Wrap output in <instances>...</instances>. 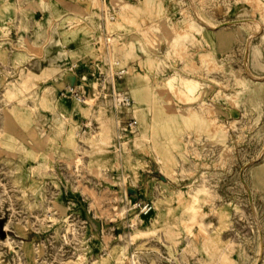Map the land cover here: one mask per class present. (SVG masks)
Returning a JSON list of instances; mask_svg holds the SVG:
<instances>
[{
	"label": "rangeland",
	"instance_id": "obj_1",
	"mask_svg": "<svg viewBox=\"0 0 264 264\" xmlns=\"http://www.w3.org/2000/svg\"><path fill=\"white\" fill-rule=\"evenodd\" d=\"M91 1L0 0V264H264V0Z\"/></svg>",
	"mask_w": 264,
	"mask_h": 264
},
{
	"label": "crops",
	"instance_id": "obj_2",
	"mask_svg": "<svg viewBox=\"0 0 264 264\" xmlns=\"http://www.w3.org/2000/svg\"><path fill=\"white\" fill-rule=\"evenodd\" d=\"M78 3H79V5L81 6V7H83L84 9H87V10H92L93 9V3H92V1L91 0H78ZM137 5H139V4H137ZM141 8V23H143V24H146V23H151L152 21H153V16H151L149 13H148V11H147V7H146V5L145 4H140L139 5ZM111 10H112V8H110ZM105 8L103 7V9H102V14H104V15H102V21H101V23H102V28H103V31H102V33L99 35V33H100V31H101V27H100V21H98V19H97V21L98 22H93L92 21V19H90L89 17V19H88V23L89 24H93L94 25V27L96 28V30H97V32H99L98 34H97V36L95 37L96 38V40H98V41H100V39H102L103 37L105 38L106 36H108L109 34H110V32L109 31H107V21L105 20L106 19V13L107 12H105ZM128 28V27H127ZM128 29H130L131 31H126L127 32V35L130 37V38H132L135 34H138L137 33V30L135 29V28H128ZM107 32L109 33V34H107ZM101 49H105L106 50V52H105V54L106 55H110L111 56V52L110 51H108L107 50V48H106V43H103V45L101 46ZM117 61L119 62V60H116V64H117ZM114 62H112L111 61V58H110V73H111V71L112 70H116V69H118V68H116V69H114L115 67H114ZM123 68H125V67H123Z\"/></svg>",
	"mask_w": 264,
	"mask_h": 264
},
{
	"label": "built area",
	"instance_id": "obj_3",
	"mask_svg": "<svg viewBox=\"0 0 264 264\" xmlns=\"http://www.w3.org/2000/svg\"><path fill=\"white\" fill-rule=\"evenodd\" d=\"M115 16L114 15H111V19H114ZM107 34H109L107 32ZM112 40V37L111 35L109 34L108 36L105 37V43H106V48L108 51H110V44L109 42ZM118 63V61H117ZM125 68H118L116 70H112L111 71V78L113 80V87L115 89V103H116V106H132L133 105V98L126 94V93H122V92H117L116 91V85L114 84V80L116 81V77H121L124 72H125ZM76 96L78 97V99L82 102H85L86 103V99H85V94H80V93H77ZM137 123H138V120L137 118H132L128 123H127V127L130 128V130H134V128L137 126ZM142 204V210L145 212V213H148L151 209H152V206L150 203H141Z\"/></svg>",
	"mask_w": 264,
	"mask_h": 264
}]
</instances>
